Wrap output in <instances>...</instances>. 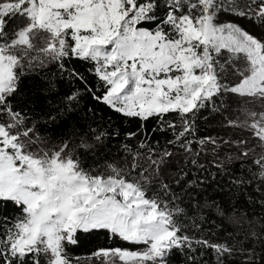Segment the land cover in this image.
Wrapping results in <instances>:
<instances>
[{
	"label": "snow or ice",
	"instance_id": "obj_1",
	"mask_svg": "<svg viewBox=\"0 0 264 264\" xmlns=\"http://www.w3.org/2000/svg\"><path fill=\"white\" fill-rule=\"evenodd\" d=\"M221 12L264 25V0H249L246 9L236 0H0V115L8 117L0 122V208L16 210L14 217L0 215V264H29V258L41 264V255L47 264H74L78 258L68 255L67 245H76L79 233L99 231L137 246L98 249L92 257L100 264H167L174 249L194 253V245L211 249L223 264L232 248L183 234L175 217L184 209L147 195L171 153L156 155L141 140L137 147L147 149V156L122 145L132 158L130 167L109 163L106 172L88 170L67 141L59 150H31L40 138H32L34 126L26 127V117L9 102L35 62L57 63L64 71V60L78 59L89 63L96 77L101 94L87 87L93 99L124 117L156 118L161 131L171 129L170 144L183 140L180 146L191 152L193 141L187 137L194 134L196 114L209 105L219 111L223 100L217 104L218 97L264 101V38L235 22L218 23ZM5 17H20L23 26L9 36ZM229 66L238 77L231 83ZM69 75L87 85L80 73ZM78 96L77 91L65 98L69 107ZM172 113L179 124L165 120ZM245 116L250 123L228 124L252 131L264 147V112L245 110ZM93 132L97 142L107 135ZM80 146L91 147L83 141ZM253 163L259 169L254 178L264 181V155ZM162 188L167 194L168 186Z\"/></svg>",
	"mask_w": 264,
	"mask_h": 264
},
{
	"label": "trees",
	"instance_id": "obj_2",
	"mask_svg": "<svg viewBox=\"0 0 264 264\" xmlns=\"http://www.w3.org/2000/svg\"><path fill=\"white\" fill-rule=\"evenodd\" d=\"M248 3L249 0H236L237 6L242 9H246ZM164 11L162 7L161 14ZM5 21V31L9 36L24 23L20 17H5ZM229 21L239 24L257 38H264V25L258 26L253 20L225 12L218 15V23ZM36 43L42 46L39 40ZM63 63L65 70L61 71L57 63L40 66L39 62H35L36 66L25 70L18 90L9 97L13 111H19L26 117V127L34 126L33 135L40 138V145L48 150H59L67 141L81 166L98 172H106L109 163L130 167L132 158L125 155L124 144L141 151L144 156L148 154L147 149L137 147L141 140L155 149L156 155L167 150L171 155L164 158L151 190L154 196L169 201L171 207L184 209V213L175 217L182 225V233L232 248L230 255L222 257L223 264H264V181L254 178L259 169L253 163L264 155V147L252 131L228 124L229 120L242 122L249 119L245 110L264 112V101L233 94L218 97L217 104L223 100L219 111H213L209 105L196 114L194 134L187 137L193 141L192 150L186 152L180 146L183 140L179 144L169 143L174 140L171 129L161 131L156 118L141 121L124 117L93 99L92 93L87 91L88 86L96 91V95L101 92L97 91L96 77L88 71L91 67L89 63L78 59H66ZM72 71L80 73L87 85L71 77L69 73ZM237 79L235 77L234 80ZM77 91L78 99L69 107L65 98ZM165 120L180 123L175 113L168 114ZM93 130L104 131L107 135L97 142ZM128 133L137 135L128 138ZM201 140L205 141L203 145L199 143ZM82 141L91 147H81ZM240 141L246 143L241 144ZM245 151L249 152L247 156L243 155ZM162 185L168 186L167 194ZM15 214L12 205L0 208L2 216L14 217ZM194 222L199 228L194 227ZM117 247L137 250V246L118 238L112 239L106 232L99 231L79 233L78 243L67 245V253L78 258L74 264H91L94 259L92 254L98 249ZM194 247V253L187 248L174 249L167 257V264H204V261L217 264L211 249ZM201 251H204L203 257H200ZM250 253L254 255L250 256ZM188 256L197 259L190 261ZM40 262L47 264L41 256Z\"/></svg>",
	"mask_w": 264,
	"mask_h": 264
},
{
	"label": "rangeland",
	"instance_id": "obj_3",
	"mask_svg": "<svg viewBox=\"0 0 264 264\" xmlns=\"http://www.w3.org/2000/svg\"><path fill=\"white\" fill-rule=\"evenodd\" d=\"M222 18H223V17H222ZM221 20H222V19H221ZM226 55H227V54H225V58H226ZM236 63H237L238 66H241V67L243 66V65H242V61H237ZM234 79H235L234 73H233V71H232L231 66H229V69H228V75H227V81H229V82L231 83V82L235 81ZM228 96H232V94H229ZM7 120H8V117H7L6 115H0V122H4V123H6ZM25 126H27V125H25ZM31 135H32V138H33V139H36L35 136H34L33 134H31ZM39 148H44V149L48 150L47 147H43V146H41L39 141H38L37 143L31 145V150H33V151H36V150H38ZM147 195H148L149 197L154 196V192L151 190V185L149 186V189H148ZM161 200H162V201H165L164 197H163V199H161ZM168 202H169V201H168ZM169 204H170V202H169ZM41 257L44 258L43 255H41ZM90 263H91V264H100V262L97 261V260H95V258L92 259V260L90 261Z\"/></svg>",
	"mask_w": 264,
	"mask_h": 264
}]
</instances>
